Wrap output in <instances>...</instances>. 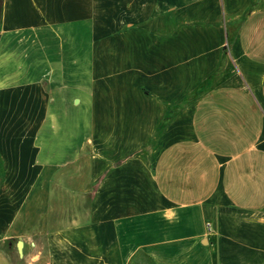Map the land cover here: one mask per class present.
<instances>
[{"label":"crops","instance_id":"0c3cea01","mask_svg":"<svg viewBox=\"0 0 264 264\" xmlns=\"http://www.w3.org/2000/svg\"><path fill=\"white\" fill-rule=\"evenodd\" d=\"M0 264H264V0H3Z\"/></svg>","mask_w":264,"mask_h":264},{"label":"rangeland","instance_id":"374dc122","mask_svg":"<svg viewBox=\"0 0 264 264\" xmlns=\"http://www.w3.org/2000/svg\"><path fill=\"white\" fill-rule=\"evenodd\" d=\"M223 48H224V55H225V56H223L224 62L225 61H228V62L232 63L231 62V59H230V52H229V49H228V43H227L226 40L223 43ZM83 52H86V57H88V51L87 50H84ZM130 65H131V66H129L130 68L133 67L132 64H130ZM174 106H176V107L173 109V111H176V110H181V108L184 107V104L181 103V104H177V105H174ZM72 111L75 112V110H72ZM78 122H79V119H72V124L74 125V127L80 129V128L83 127V122H81V121H80V123H78ZM163 122H164V120L161 123H163ZM44 126L45 127H48L49 124L47 123ZM157 132H158V128L154 132V134H153L151 140L148 142V144H154L158 140V138L160 137L162 131H159V134L156 136ZM50 139H52V141H56V137H53L52 135L50 136ZM52 141H50V143H52ZM46 144H47V142H46ZM48 145H50V147L52 146V144H48ZM137 156L140 157V158H142L144 161L145 160H148V162L151 161V155L148 152H146V150L141 151L140 153L137 154ZM66 168H69V166H66ZM149 194H150V196H152L150 192H149Z\"/></svg>","mask_w":264,"mask_h":264},{"label":"trees","instance_id":"16d2710c","mask_svg":"<svg viewBox=\"0 0 264 264\" xmlns=\"http://www.w3.org/2000/svg\"><path fill=\"white\" fill-rule=\"evenodd\" d=\"M2 2H3V0H0V15H1ZM162 121H163V120H162ZM162 129H163V123L160 124L156 136L159 134V131H162ZM155 138H156V137H155Z\"/></svg>","mask_w":264,"mask_h":264},{"label":"built area","instance_id":"2783aa9c","mask_svg":"<svg viewBox=\"0 0 264 264\" xmlns=\"http://www.w3.org/2000/svg\"><path fill=\"white\" fill-rule=\"evenodd\" d=\"M207 225H209V224H207Z\"/></svg>","mask_w":264,"mask_h":264}]
</instances>
